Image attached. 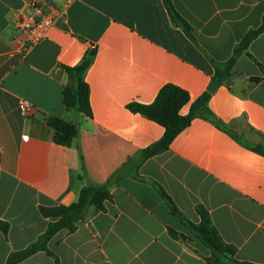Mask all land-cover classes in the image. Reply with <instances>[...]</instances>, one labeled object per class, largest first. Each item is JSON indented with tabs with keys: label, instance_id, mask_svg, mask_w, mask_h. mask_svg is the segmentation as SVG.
Segmentation results:
<instances>
[{
	"label": "crops",
	"instance_id": "0c3cea01",
	"mask_svg": "<svg viewBox=\"0 0 264 264\" xmlns=\"http://www.w3.org/2000/svg\"><path fill=\"white\" fill-rule=\"evenodd\" d=\"M29 0H0V264L35 243L51 219L41 207L77 201L86 171L107 184L105 211L91 207L76 231L58 232L48 249L59 264H208L210 250L189 235L157 192L160 184L183 215L200 222L203 206L236 257L264 264V156L237 142L203 116L195 117L169 148L143 160L165 129L131 103L150 104L168 84L183 89L187 115L207 90L214 62L228 61L258 28L264 0H170L192 27V41L173 22L164 0H48L62 15L32 48L18 42L14 19ZM93 52L85 73L92 116L63 104L65 67ZM264 32L238 59L208 108L227 129L264 144ZM33 106L31 113L20 102ZM80 122L71 146L55 143L47 118ZM20 264H57L39 251Z\"/></svg>",
	"mask_w": 264,
	"mask_h": 264
},
{
	"label": "trees",
	"instance_id": "16d2710c",
	"mask_svg": "<svg viewBox=\"0 0 264 264\" xmlns=\"http://www.w3.org/2000/svg\"><path fill=\"white\" fill-rule=\"evenodd\" d=\"M164 3L173 22L180 25L187 36L192 41H195L190 24L179 15L170 0H164ZM263 32L264 14L261 25L249 31L242 38L228 61L222 63L214 62L215 74L211 83L207 90L193 103L187 115H182L180 111L189 101V96L183 89L172 84L165 85L150 104L131 103L128 105L129 110L133 113H139L159 123L165 129L164 135L159 141L143 150V160L165 152L176 136L189 126L191 121L197 116L210 119L219 128L226 130L244 147L264 156V144L250 143L240 134L227 129L224 123L216 119L208 108L211 95L231 75L237 59L247 51L249 45ZM92 56L93 52L85 56L79 64L65 67V71L68 74V82L63 89V104L67 109H73L78 116H92L90 88L85 80V73L93 60ZM261 69L264 74V66L261 65ZM47 124L55 130V143L61 146L69 147L79 137L80 122L71 123L64 119L50 116L47 118ZM81 169L82 173L79 179L84 182V185L80 190L77 201L68 206L41 207V214L51 219L46 231L29 247L12 253L8 257L6 264H20L39 251H46L59 264L58 259L48 249L49 241L62 230L69 233L76 231L79 222L85 218L91 207H95L99 211H105L106 203L112 200V194L108 185L96 184L91 180L86 171L83 156H81ZM154 186L166 201L170 212L180 220L189 233V235L179 234L174 229L169 228V235L173 239L181 240L184 243H187L189 240H198L210 250L211 254L203 256L196 250L195 253L201 256L208 264H251L237 259L236 247L222 240L219 232L212 225L209 212L203 206L198 205L196 207V211L200 216V222L194 223L183 215L172 197L160 184L155 183ZM0 228L4 233H8L9 225L8 223L0 222Z\"/></svg>",
	"mask_w": 264,
	"mask_h": 264
},
{
	"label": "built area",
	"instance_id": "2783aa9c",
	"mask_svg": "<svg viewBox=\"0 0 264 264\" xmlns=\"http://www.w3.org/2000/svg\"><path fill=\"white\" fill-rule=\"evenodd\" d=\"M61 15L62 11L48 0H29L14 19L16 30L23 36L17 39L18 42L24 44L26 49L40 43ZM20 109L30 114L33 106L22 101Z\"/></svg>",
	"mask_w": 264,
	"mask_h": 264
}]
</instances>
